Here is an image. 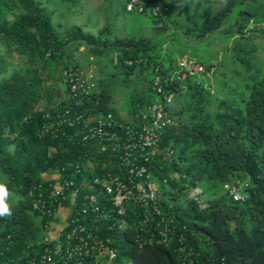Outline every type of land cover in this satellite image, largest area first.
Masks as SVG:
<instances>
[{"label": "trees", "instance_id": "1", "mask_svg": "<svg viewBox=\"0 0 264 264\" xmlns=\"http://www.w3.org/2000/svg\"><path fill=\"white\" fill-rule=\"evenodd\" d=\"M127 2L124 10L141 16L148 33L111 38L81 27L60 32L43 1L0 0V183L11 208L10 215L0 217V264L38 262L45 247L51 249V264H264V68L254 61L253 32L244 29L250 18H264V0H222L218 8L217 0H141L140 11L137 6L126 9ZM156 5L163 7L158 15L152 13ZM158 20L163 27L153 30ZM213 36L224 51L230 43V61L238 65L234 71L240 76L217 98L206 77L195 73L179 79L175 72L176 57L186 52L204 62L198 45L211 43ZM81 44L94 55L106 53L118 83L131 87L126 118L111 105L107 87L96 83L87 93L69 95L64 71L81 67L65 58ZM8 51L22 63L11 67ZM205 66L208 71L210 65ZM156 74L166 94L180 102L178 109L167 102L173 123L145 162L148 178L156 184L160 214L152 213L143 229L138 219L144 207L139 205L96 217L116 254L107 259L87 253L88 246L79 245L77 233L70 232L75 223L51 213L38 217L30 191L34 196L41 191L50 206L46 196L54 179L76 185L113 169L123 151V127L136 125V112L148 111ZM135 82H141L140 88ZM41 101L46 105L38 108ZM108 111L118 125L124 124L113 127L120 137L82 140L77 133L82 118ZM77 114H82L79 120ZM60 117L65 120L58 121ZM237 180L242 181L243 200L233 199L225 188ZM195 186L208 202L205 208L189 195ZM83 193L79 190L77 198ZM120 217L127 222L125 229H109ZM46 219L62 225L50 241L44 240ZM56 242L59 248L53 251Z\"/></svg>", "mask_w": 264, "mask_h": 264}, {"label": "built area", "instance_id": "2", "mask_svg": "<svg viewBox=\"0 0 264 264\" xmlns=\"http://www.w3.org/2000/svg\"><path fill=\"white\" fill-rule=\"evenodd\" d=\"M134 6H137L139 11L143 9L141 0H128L126 3V9L128 10L133 9ZM152 13L154 15L161 13L160 6H154ZM160 27H162V21L158 20L152 23L153 29ZM250 27L264 29V21L250 23ZM202 71H204V66L193 57L183 55L177 58V69L175 72L179 78H185L188 74L201 73ZM64 74L68 81L69 95L71 97H77L78 94L83 92L87 93L93 86V81L84 76L80 70L68 69L64 71ZM152 88L154 90V98L148 106V111L136 112L134 116L137 120L136 125L123 127L125 131V139L122 143L123 151L116 158V161L113 162V169H108L103 174L85 177L76 185L73 181L60 180L59 177L54 179V181L49 182L51 187L47 191L46 196L50 200V206L46 205L41 191H38L35 196L34 192L30 191V194L33 193L32 205L39 210L38 217L42 218L44 213H51L59 218H64L63 221L68 224L70 222L75 223L70 232L73 234L77 233L79 245L88 246L86 248L87 253L96 252L98 255H106L107 259L114 258L116 254L115 248L106 243L108 237L99 230V224L95 221L96 217L100 215L108 216L113 214V212L122 214L129 205H139L144 207L141 217L138 219L140 229H143L150 221L152 213L160 214V208L157 204L158 193L156 184L148 178L149 172L146 163L149 159V154L157 150L160 136L165 127L171 125L173 119L166 109L169 94H166L159 74L155 75ZM81 117L82 114H77L75 120H79ZM63 120L65 118L60 117L58 119V121ZM82 120L77 132L82 140L94 138L102 139L106 142L117 140L120 136L114 131L113 127L124 125L122 123L118 125L113 119V113L109 111L104 115L86 116ZM68 122L71 124L72 120H68ZM81 189L84 190V193L80 198H77ZM199 192L200 189L196 188L191 195H194L197 199L199 198L197 197ZM228 192L235 199L243 198L236 184L230 185ZM100 193H102V197L98 196ZM66 199H68L67 203H63L62 201H66ZM105 200H109V206L105 203ZM107 206L110 207L109 211L105 209ZM69 217L71 219L67 220ZM42 221V227L45 229L44 240L50 241L58 237V229L62 225L55 224L49 219ZM126 226V220L120 217L119 221L111 224L109 229L117 227L121 230L125 229ZM162 233L165 234V231L162 230ZM51 248H54L53 251H57L59 248L57 242L55 246L51 244ZM50 250V247H45L40 260L38 262L31 260L30 264H51Z\"/></svg>", "mask_w": 264, "mask_h": 264}, {"label": "rangeland", "instance_id": "3", "mask_svg": "<svg viewBox=\"0 0 264 264\" xmlns=\"http://www.w3.org/2000/svg\"><path fill=\"white\" fill-rule=\"evenodd\" d=\"M43 4H45L51 10L52 14V22L54 23L56 29L60 32H64L66 29L81 27L84 31L91 32L95 35L101 33L103 36H127L130 33L138 34L139 32L148 33V27H145V20L134 13H127L126 15L132 16V18H137L138 20L135 22H130V25L124 24L123 22V9H119V15L115 13L113 4L111 0H106V3L102 5V7L98 10H91L94 8L95 4H98L100 0H94L90 2L89 0H41ZM222 3V0H217L214 7L218 8ZM84 7V8H81ZM85 7H89L90 9H85ZM92 7V8H91ZM79 11H78V10ZM230 23L227 22L226 25ZM102 24V25H101ZM86 25V26H84ZM91 25L90 27H88ZM108 26V29L98 30L100 26ZM256 35V34H255ZM254 33L249 34L250 43L254 44L257 47L255 54V60L258 66L264 68V38L255 36ZM258 36V37H257ZM171 41V39H168ZM182 40L187 41L188 43H193L194 39L192 37H184ZM211 43H206L203 45H198L197 53L204 60L205 64H209V71L204 73L202 77H206L208 80V84H211L212 90H214V97H219L222 94H225L226 85L231 86L234 82L240 81V76L235 73L234 69L239 68L236 63L230 61V55L232 50H229L230 43H228V49L224 51L225 48L222 47L220 41L214 36L210 38ZM169 41L167 43H169ZM164 44L166 47L169 44ZM67 52V51H66ZM68 53V52H67ZM187 53V52H186ZM6 56L12 59L13 64L22 63L23 60L18 59L16 54L8 51L5 53ZM85 54V53H84ZM188 54V53H187ZM83 55V54H82ZM69 62H74L73 57L65 58ZM100 59V58H99ZM98 59V61H99ZM103 59V64L98 65L103 68L106 72H108V76L106 72L104 76L110 78L109 80L112 83L108 84L107 88L111 92V104L113 103V107L115 111H117L118 115L124 116L126 114V106L128 105L129 95L131 87L125 88L122 84L118 83V78L114 74L111 73L113 71V65L109 62L107 63V55L103 53L101 56ZM227 59V61H226ZM101 61V60H100ZM203 62V63H204ZM99 63V62H98ZM97 64V63H96ZM93 64L88 63L89 66L85 68L87 74V78L91 81L95 82V74L93 71H96V67ZM92 68V69H91ZM100 69V70H103ZM43 77L46 76L45 72H41ZM90 75H93L91 77ZM140 79V78H139ZM92 82V83H93ZM97 82V81H96ZM136 87L140 88L141 82H135ZM221 90V91H220ZM220 91V92H218ZM171 106L170 109H178L180 107L179 100L172 95L171 97ZM46 105L45 101H41L38 103L37 107L42 108ZM210 108H213L210 106Z\"/></svg>", "mask_w": 264, "mask_h": 264}, {"label": "crops", "instance_id": "4", "mask_svg": "<svg viewBox=\"0 0 264 264\" xmlns=\"http://www.w3.org/2000/svg\"><path fill=\"white\" fill-rule=\"evenodd\" d=\"M90 2H93L94 0H89ZM82 2V0H81ZM108 2V0H107ZM123 2L124 0H111V3L113 4V7H115L114 9L115 10V13L117 15H119V9H123L124 11V17H123V22L124 24H129L130 25V22L133 21V18L132 16H128L126 15V12L124 10V7H123ZM106 3V0H100L98 4H95L94 8L91 9V10H98L102 7L103 4ZM81 8H84V7H81ZM92 8V7H91ZM85 9H90L89 7H85ZM78 10V9H77ZM79 11V10H78ZM102 25V24H101ZM86 26V25H84ZM88 26V25H87ZM91 25H89L88 27H90ZM103 26H100L98 27V30H100ZM255 35V34H254ZM256 36V35H255ZM258 37V36H257ZM69 51V49H68ZM90 50L88 48H86V46H84L83 44L79 45L76 49H73L72 51L70 50L71 52V57H73V61L74 63H77L80 67H81V70L86 73V70L85 68L88 65V63H90L91 65L93 64H96L95 67H96V71H93L94 74L96 75L95 76V80L97 81V85H99L100 87H107L108 84L112 83V81H110L109 79L110 78H107L104 76V73L106 72L103 68H101L100 66L98 67V65H102L103 64V59H101V55H94L92 53L89 52ZM85 53V54H84ZM83 54V55H82ZM100 58V59H99ZM99 59V61H98ZM101 60V61H100ZM99 62V63H98ZM87 69V68H86ZM92 69V68H91ZM100 69H103V70H100ZM106 75L108 76V72H106ZM93 76V75H92ZM94 77V76H93ZM113 106V103L111 104Z\"/></svg>", "mask_w": 264, "mask_h": 264}, {"label": "clouds", "instance_id": "5", "mask_svg": "<svg viewBox=\"0 0 264 264\" xmlns=\"http://www.w3.org/2000/svg\"><path fill=\"white\" fill-rule=\"evenodd\" d=\"M156 6H158V5H156ZM160 6V5H159ZM166 8V7H165ZM161 9H163V7L162 6H160V10ZM261 21H264V18H261V19H253V18H250L249 19V21H248V23H247V25H246V27L244 28L245 29V31L247 32V33H249V32H253L254 34H256V35H258L259 37H261V38H264V29H257L256 27H250V23H253V22H261ZM162 27H163V25H162ZM162 27H160V28H162ZM160 28H158V29H160ZM158 29H153V30H158ZM167 42H168V39H167ZM166 42V43H167ZM183 55H188V56H190L189 54H187V53H184V54H182V55H179V56H177L176 57V65H177V58L178 57H180V56H183ZM190 57H192V56H190ZM194 58V57H193ZM195 59V58H194ZM195 60H197V59H195ZM198 61V60H197ZM198 62H200V61H198ZM203 66H204V71H202L201 73H196V74H198V75H205L204 73H206L207 72V70L205 69V64L203 63V62H200ZM82 73H83V75L84 76H87V74H85L82 70H80ZM209 71V70H208ZM188 75H190V74H188ZM91 77H93L92 75H90ZM176 76L178 77V75H177V73H176ZM187 77V76H186ZM185 77V78H186ZM94 78V77H93ZM179 78V77H178ZM185 78H179V79H185ZM94 80H95V78H94ZM96 84V80H95V82H93V86ZM93 86H91V87H93ZM167 94H169V99H168V101L167 102H169L170 100H171V97H172V95L170 94V93H167ZM166 105H167V103H166ZM149 106V105H148ZM119 116H121V115H119ZM122 118H126L127 117V114H124V116H121ZM240 182H242L241 180H237V181H235V182H232V183H227V184H225V188H226V191H227V193L229 194V192H228V187L230 186V185H232V184H236L237 186H238V191H239V187H240ZM196 188H199L200 189V192L199 193H197V197H199V198H197L196 199V197L194 196V195H191V193H192V191L194 190V189H196ZM240 192V191H239ZM202 189H201V187H199V186H195V187H193L191 190H190V192H189V195L190 196H192L193 198H195V201L198 203V205H199V207L200 208H205L207 205H208V202L206 201V199L203 197V195H202ZM241 193V192H240ZM242 194V193H241ZM8 195V193H7V189H6V187H5V184L4 183H0V217H3V216H7V215H10L11 214V208H10V206L6 203V201H5V197ZM232 198H233V196L231 195V194H229ZM242 196H243V198H239L238 200H243V199H245V196L242 194ZM199 199V200H198ZM233 199H235V198H233ZM236 200V199H235Z\"/></svg>", "mask_w": 264, "mask_h": 264}]
</instances>
